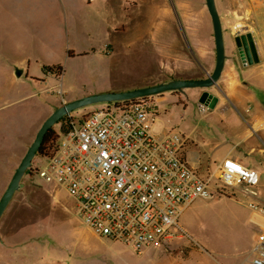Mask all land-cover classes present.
<instances>
[{"label":"rangeland","instance_id":"374dc122","mask_svg":"<svg viewBox=\"0 0 264 264\" xmlns=\"http://www.w3.org/2000/svg\"><path fill=\"white\" fill-rule=\"evenodd\" d=\"M178 1L0 0V71L20 61L27 74L17 81L14 77L12 83L0 72V160L6 155L23 157L31 143L20 146L18 138L27 123L40 119L42 124L64 103L174 78H205L204 65L186 37ZM255 6V29L264 41V0H256ZM189 24L193 27L189 30L212 43V32L205 36L200 21ZM229 32L224 41L226 54L232 55L236 50ZM186 59L194 63L193 70L187 71ZM57 65L62 67L60 75L46 71ZM253 71L251 82L264 101V66ZM32 83L40 105L35 103L37 98L12 103L24 97ZM168 93L171 96L148 98L159 115L154 132L171 129L181 121L178 111L185 100L180 101L179 92ZM197 104L190 100L191 116L179 124V132L188 133ZM102 106L72 114L90 113ZM168 117L174 124L167 122ZM33 161L40 167L47 163L39 155ZM16 167H11L10 179ZM22 182L23 188L0 220V264H230L245 256L256 233L250 223L249 229L244 227L250 211L241 196L198 199L179 219L183 238L136 254L88 229L63 188L45 183L34 173H26ZM7 185L0 189V198Z\"/></svg>","mask_w":264,"mask_h":264},{"label":"built area","instance_id":"2783aa9c","mask_svg":"<svg viewBox=\"0 0 264 264\" xmlns=\"http://www.w3.org/2000/svg\"><path fill=\"white\" fill-rule=\"evenodd\" d=\"M148 98L68 115L65 132L56 125V149L39 155L47 163L33 161L32 173L63 188L88 229L136 254L183 238L179 219L198 199L239 195L255 219L264 217L259 173L228 159L200 174L185 158L183 134L154 132L157 114ZM208 109L198 104L200 112ZM251 224L259 232L250 264H264V223L253 217Z\"/></svg>","mask_w":264,"mask_h":264},{"label":"crops","instance_id":"0c3cea01","mask_svg":"<svg viewBox=\"0 0 264 264\" xmlns=\"http://www.w3.org/2000/svg\"><path fill=\"white\" fill-rule=\"evenodd\" d=\"M215 2L222 21L225 39L226 31L228 30L233 40L239 34L252 33L259 62L245 66L235 53L232 55L228 54L217 86L208 90L218 98L216 106L202 113L198 110L199 97L202 91L190 89L183 93L179 92L180 101L185 100L183 109L178 111V114L179 112L182 114V118L171 129L179 131V124L186 119V116H191V110L188 105L190 100H193V102L198 101V104L194 106L196 114L192 115V124L187 130L188 133L180 132L187 139L184 148L186 160L203 175L210 171H215L218 165L228 159L235 160L245 167L257 171L260 175V183L257 188L259 193L258 200L264 206V101L258 97V88L251 82L255 77L253 69L257 66H264V41L255 29L256 0H215ZM176 5L181 22L184 25L186 37L193 47L192 53L198 58L200 63H203L205 76L215 67L213 27L205 0H179ZM191 5H196L197 9H190ZM196 20L201 22L202 33L205 36H207L209 31L212 32V43L209 38H205L206 40L203 41L196 30H189L191 27L189 23ZM186 60H188L187 71L193 70L192 66L194 63L189 61V59ZM17 68L23 70L20 78L15 76L14 69L16 70ZM1 70V75L6 76L12 83L23 79L26 74V70L20 61L15 62L13 67L10 65L9 69L4 70L1 68ZM29 87L30 91L24 97L16 99L12 103L23 102V100H36L38 95L32 92L35 86L32 83ZM166 94L171 96L170 94L172 93ZM164 96L160 97L164 98ZM35 103H37V106L38 104L40 105V99L37 98ZM166 114L169 115L168 112ZM167 122L171 124L173 120L168 117ZM40 126V119L28 122L25 130L22 131V137L18 138L22 142L19 141L20 146L32 143ZM200 129H202L201 133H199ZM21 158L22 156L18 154L6 155L1 158L0 168H3L4 171L2 170L3 172L0 175V189L10 181V169L18 166ZM256 216L258 215L250 211L248 222L246 221L244 227L250 228L249 225L253 217L254 220L257 219V221L264 223L263 216L259 215V218L255 219ZM252 226L255 228L256 233H254V239L249 250H247L245 256L240 258H237L236 255V259L233 258L234 261L230 264H250L259 232L256 226Z\"/></svg>","mask_w":264,"mask_h":264},{"label":"water","instance_id":"95a60500","mask_svg":"<svg viewBox=\"0 0 264 264\" xmlns=\"http://www.w3.org/2000/svg\"><path fill=\"white\" fill-rule=\"evenodd\" d=\"M205 5L212 22L215 41V67L212 73L206 74V77L202 79H170L154 86L139 88L132 91L89 95L64 103L59 107H55L54 111L39 127L32 143L14 170L7 187L0 198V220L13 200L15 194L23 188L22 180L27 171L31 168L33 160L39 154L46 134L64 117L72 114L73 112L97 104H108L138 98L153 97L168 92L183 93L190 89L202 90L199 97V103L206 105L209 109H213L216 106L218 98L211 94L208 90L217 86L228 56L226 54L222 21L217 10L216 2L215 0H205ZM234 41L238 48L242 63L245 66L253 65L259 62L258 52L252 33L249 32L239 34ZM22 73V69L17 68L15 70V76L17 78H20Z\"/></svg>","mask_w":264,"mask_h":264},{"label":"trees","instance_id":"16d2710c","mask_svg":"<svg viewBox=\"0 0 264 264\" xmlns=\"http://www.w3.org/2000/svg\"><path fill=\"white\" fill-rule=\"evenodd\" d=\"M46 71L54 74V75H60L62 73V67L57 65V66H52V67H47ZM67 119L68 116L64 117L59 123H61L62 125V131L65 132L66 131V127H67ZM58 141H59V135H58V130H57V126H55L54 128H52L51 130H49V132L46 134L44 141L42 143V146L40 148L39 154L38 155H50V153H52L57 145H58ZM28 174H32L31 169H29L27 171Z\"/></svg>","mask_w":264,"mask_h":264},{"label":"flooded vegetation","instance_id":"af4514ba","mask_svg":"<svg viewBox=\"0 0 264 264\" xmlns=\"http://www.w3.org/2000/svg\"><path fill=\"white\" fill-rule=\"evenodd\" d=\"M234 40H235V39H234ZM235 45H236V43H235ZM235 48H236V49H235V50H236V51H235L236 56L242 61L237 46H235Z\"/></svg>","mask_w":264,"mask_h":264}]
</instances>
